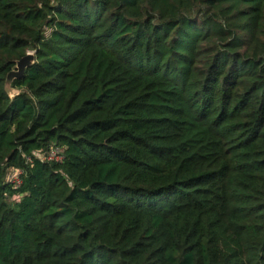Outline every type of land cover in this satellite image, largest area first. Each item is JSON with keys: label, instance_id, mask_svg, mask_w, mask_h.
Returning a JSON list of instances; mask_svg holds the SVG:
<instances>
[{"label": "trees", "instance_id": "trees-1", "mask_svg": "<svg viewBox=\"0 0 264 264\" xmlns=\"http://www.w3.org/2000/svg\"><path fill=\"white\" fill-rule=\"evenodd\" d=\"M0 264H264V0H0Z\"/></svg>", "mask_w": 264, "mask_h": 264}, {"label": "water", "instance_id": "water-1", "mask_svg": "<svg viewBox=\"0 0 264 264\" xmlns=\"http://www.w3.org/2000/svg\"><path fill=\"white\" fill-rule=\"evenodd\" d=\"M35 60V54L28 53L17 63L15 69L9 73L6 81V90L10 96H14L17 94L16 90L12 89L11 87L13 81L16 79H22L25 76L26 71L35 64Z\"/></svg>", "mask_w": 264, "mask_h": 264}, {"label": "built area", "instance_id": "built-area-1", "mask_svg": "<svg viewBox=\"0 0 264 264\" xmlns=\"http://www.w3.org/2000/svg\"><path fill=\"white\" fill-rule=\"evenodd\" d=\"M64 150L58 147H53L50 151L42 156V161L47 162H62ZM21 172L12 170L8 176L10 182L15 186L19 187L21 184Z\"/></svg>", "mask_w": 264, "mask_h": 264}, {"label": "rangeland", "instance_id": "rangeland-1", "mask_svg": "<svg viewBox=\"0 0 264 264\" xmlns=\"http://www.w3.org/2000/svg\"><path fill=\"white\" fill-rule=\"evenodd\" d=\"M16 92H17V90H16ZM16 92H15V94H16Z\"/></svg>", "mask_w": 264, "mask_h": 264}]
</instances>
